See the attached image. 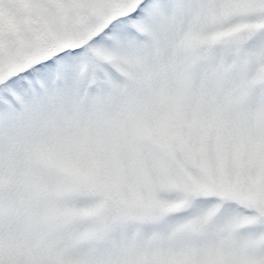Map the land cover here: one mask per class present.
Segmentation results:
<instances>
[{"label":"snow or ice","instance_id":"1","mask_svg":"<svg viewBox=\"0 0 264 264\" xmlns=\"http://www.w3.org/2000/svg\"><path fill=\"white\" fill-rule=\"evenodd\" d=\"M0 264H264V0H0Z\"/></svg>","mask_w":264,"mask_h":264}]
</instances>
